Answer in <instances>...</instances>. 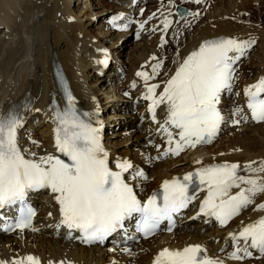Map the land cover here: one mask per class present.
<instances>
[{
  "label": "bare ground",
  "instance_id": "obj_1",
  "mask_svg": "<svg viewBox=\"0 0 264 264\" xmlns=\"http://www.w3.org/2000/svg\"><path fill=\"white\" fill-rule=\"evenodd\" d=\"M188 1L196 7L197 15L183 20L195 24L190 25L186 36L174 46L169 41V31L180 18L175 11L176 0H0V113L15 109L22 115L23 127L18 131L21 149H28L37 157L53 154L65 159L54 147L52 97L59 110L66 107L65 87L54 73L58 70L65 78L74 105L93 127L98 126L97 121L102 125L101 143L108 152L109 166L116 170L118 159L128 160L133 169L145 173L144 180H132V170L124 174L142 201L159 190L164 180L180 177L193 169L219 162L238 163L242 169L250 161L264 160V121L258 124L251 119L244 96L247 86L264 77V0H200L195 2L196 6L192 0ZM143 7L144 13L139 11ZM200 13L205 17L200 18ZM106 14L111 15L109 22H105L108 27L104 24L98 30L94 20L103 19ZM113 17H119L115 26ZM165 17L171 21L167 29L163 23ZM127 29L134 31L138 42L124 54L119 44ZM161 37L165 41L163 45ZM219 38L255 40L233 65L235 77L231 92L221 93L217 107L224 121L220 130L209 144L187 148L178 156L161 157L168 147L165 134L159 130L166 119L165 106L156 109L154 122L147 111L149 101L142 98L145 82L136 73L143 71L151 75L152 65L162 61L164 66L158 69L159 74L148 81V84L161 85L157 89L159 93L163 82L175 73L185 57L204 41ZM172 46L175 48L169 49ZM254 50L244 69L242 63ZM104 60L106 63H101ZM235 108L242 112L233 117ZM241 116L248 119L245 121ZM238 117L239 128L244 129L228 128L225 133L229 137L224 136L228 137L227 141L218 145L217 135L224 133L228 120ZM171 130L175 136L178 130ZM197 160L201 163H195ZM239 174L250 175L243 170ZM236 191L232 189L231 194ZM205 195L206 190L197 192L196 199L175 216L173 225L176 226L171 232L163 226L153 237L141 239L131 227L104 242L85 245L78 231L63 225L56 227L60 221L59 206L50 190L29 191V200L38 211L31 228L11 230L7 228L12 223L10 215L7 211L0 214V261L11 262L31 255L40 264H49V261L53 264L62 261L65 264H152L155 255L165 247L182 249L200 244L209 257L222 259L224 264H264V256L255 249H250L252 257L243 260L227 258L233 251L229 233H238L243 226L264 216V209L255 210L256 205L264 203V193L257 195L251 205L224 227L215 217L197 215Z\"/></svg>",
  "mask_w": 264,
  "mask_h": 264
},
{
  "label": "snow or ice",
  "instance_id": "obj_2",
  "mask_svg": "<svg viewBox=\"0 0 264 264\" xmlns=\"http://www.w3.org/2000/svg\"><path fill=\"white\" fill-rule=\"evenodd\" d=\"M195 2L200 3V0ZM117 19L119 17H113V26ZM163 23L167 29L171 21L165 17ZM140 27L143 28V25ZM163 43L165 41L161 37ZM254 43V39L236 38L204 41L163 82L159 93L157 89L161 85L148 84V81L159 74L162 61L152 65L151 75L143 71L136 73L145 82L146 91L142 98L149 101L147 111L154 122L156 109L165 106L166 119L159 130L165 134L168 147L161 157L178 156L187 148L194 149L197 145L212 142L224 121L217 107L221 102V93L225 90L231 92L233 65ZM101 63H106V60ZM262 94L264 77L244 89L247 109L255 122L264 121ZM65 95L66 107L55 110L53 114V133L56 152L67 160L53 154L37 157L28 149L22 150L18 142V131L23 127L22 115L15 109L0 113V209L23 205L29 191L48 189L59 206L60 221L56 227L63 225L69 230H76L84 243H93L103 242L123 228L125 220L134 214H138L137 231L145 237L153 235L163 221L168 222V231H171L174 214L187 208L196 199L197 192L205 190L207 195L200 201L197 215L215 217L223 226L251 205L257 195L264 193V176L259 175L264 174V160L250 161L242 169L238 163L225 162L197 168L185 173L182 178L166 179L159 191L141 201L124 174L132 170V180H144L147 179L145 173L133 169L130 161L119 159L115 162L116 170H113L109 166L108 152L101 143L102 125L97 121L98 126L93 127L82 120L75 111L73 97L67 90ZM241 112L242 109L235 108L232 115L236 117ZM241 119L246 121L248 117L241 116ZM231 122L238 124L240 120L233 119ZM171 129L178 130L175 136ZM32 143L39 146L34 140ZM195 163L201 162L197 160ZM241 170L250 175H240ZM234 188L238 191L231 194ZM261 209H264V203L256 205L255 210ZM21 213L15 228H31V218L35 213L30 208L26 211L22 208ZM36 230L32 228V231ZM229 237L233 251L227 254L228 259L239 261L252 257L250 249L264 256V216L243 226L238 233H229ZM0 264H40V261L28 255L11 262L0 261ZM49 264L53 262L49 261ZM152 264H224V260L209 257L202 245L193 244L182 249L165 247L155 255Z\"/></svg>",
  "mask_w": 264,
  "mask_h": 264
},
{
  "label": "rangeland",
  "instance_id": "obj_3",
  "mask_svg": "<svg viewBox=\"0 0 264 264\" xmlns=\"http://www.w3.org/2000/svg\"><path fill=\"white\" fill-rule=\"evenodd\" d=\"M173 1H175V0H173ZM177 2V4L176 5H178V6H181V7H184V8H186V9H189L190 10V12L191 13H195V10H196V7H194V6H191V4H190V2L188 1V0H176ZM149 2V1H148ZM192 3L196 6V3H195V1L194 0H192ZM148 4V3H147ZM180 4V5H179ZM136 10H138V8L136 9ZM139 11L140 12H143L144 13V7L143 8H141V9H139ZM135 12H137V11H135ZM134 12V13H135ZM111 15L110 14H106V15H104V18L102 19L101 17L100 18H96V20H94V22H95V24H96V27H97V29L98 30H101L100 28L101 27H103V25L105 24V26L106 27H108V25H107V23H105L106 22V20H107V22H109V17H110ZM193 15H190V17H185V18H188V19H190L191 17H192ZM200 18H204L205 17V15L203 14V13H200L199 15H198ZM179 19V20H178ZM177 20H178V22L171 28V30L169 31V41H171L173 44H174V46L183 38V37H185L186 36V34H187V32H188V28L190 27V23H188L187 21H189V20H187L186 22H184V18L183 17H180V18H178ZM192 19V18H191ZM84 20H85V17H84ZM103 21V23H101ZM191 21H194V18H193V20H191ZM100 24V25H99ZM102 24V25H101ZM195 24V23H194ZM194 24H192L191 25V27H193L194 26ZM188 25V26H187ZM141 29H143V28H141ZM98 30H96V31H98ZM103 30V29H102ZM123 32V31H122ZM124 32H126L127 34H125V36H124V38L120 41V44L119 45H121V47L123 46V51H124V54H128L132 49H134V44L135 43H137L138 41H137V39H135L134 38V31L133 32H129V29H127V31H124ZM128 43V44H127ZM174 46H172V48H169V49H174L175 47ZM170 47H171V45H170ZM255 52V50L254 51H252V52H250L249 53V56H248V58L245 60V62L244 63H242L243 65H242V67L244 68V66L246 67L247 66V64H249V61L248 60H250L251 59V55H253V53ZM252 53V54H251ZM125 58V57H124ZM251 64V63H250ZM164 66V64H163V62H162V66L161 67H163ZM242 67H239V68H242ZM238 68V69H239ZM245 69V68H244ZM235 77V76H234ZM228 99H229V101H231V99H232V95L230 94L229 96H228ZM236 100V99H235ZM135 112V111H134ZM109 114V111L108 112H104V117L106 116L107 117V115ZM238 119H239V117H238ZM240 120V119H239ZM258 124H261L262 122L260 121V122H257ZM239 124L240 123H238V124H233L232 122H230L229 120H228V122H227V124H226V126L224 127L225 128V131H224V133H221V134H219L218 136H217V140H218V145H222L223 143H225L226 141H227V139H228V137H229V135H227V133H225V132H227V130H228V128H233V126L236 128L235 130H239V131H241L242 129H244V128H239ZM234 130V131H235ZM109 135V134H108ZM228 136V137H224V136ZM220 137V138H219ZM219 138V139H218ZM223 138V139H222ZM227 138V139H226ZM113 139H115L116 141H120V139H117V138H113ZM222 139V140H221ZM107 139H105L104 140V144H105V141H106ZM220 141V142H219ZM129 146H131L130 144H128ZM234 147H235V145H234ZM129 254H131V253H129ZM118 264H120V263H118Z\"/></svg>",
  "mask_w": 264,
  "mask_h": 264
},
{
  "label": "water",
  "instance_id": "obj_4",
  "mask_svg": "<svg viewBox=\"0 0 264 264\" xmlns=\"http://www.w3.org/2000/svg\"><path fill=\"white\" fill-rule=\"evenodd\" d=\"M177 11H178L180 16L189 14V12L187 10H184L182 8H177Z\"/></svg>",
  "mask_w": 264,
  "mask_h": 264
}]
</instances>
